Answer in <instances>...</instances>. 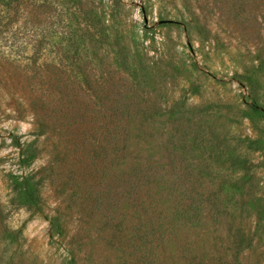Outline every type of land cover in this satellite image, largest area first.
I'll return each instance as SVG.
<instances>
[{"label": "rangeland", "instance_id": "obj_1", "mask_svg": "<svg viewBox=\"0 0 264 264\" xmlns=\"http://www.w3.org/2000/svg\"><path fill=\"white\" fill-rule=\"evenodd\" d=\"M0 264H264V0H0Z\"/></svg>", "mask_w": 264, "mask_h": 264}, {"label": "trees", "instance_id": "obj_2", "mask_svg": "<svg viewBox=\"0 0 264 264\" xmlns=\"http://www.w3.org/2000/svg\"><path fill=\"white\" fill-rule=\"evenodd\" d=\"M218 150H211L210 156L212 157L218 154ZM213 151V152H212ZM181 152V149H176V155L171 160V167H174L173 172L170 174H165L166 172H163L162 168L159 164V160L148 158L146 161V177L148 179L155 178L154 182L158 185L160 189L165 192L166 198L164 200V204L166 205L164 210H162V215L164 218L172 217V221L174 222V225L182 223L185 225H192V226H198L201 225L204 219V215L206 211H209L213 214L218 212V215H223V213H220V208L225 203H214V201H207V200H200L199 206L196 205V200L194 197H188L187 194L191 193V188H185L187 185L186 178L184 177V174H181V176L177 172V163H175L177 154ZM182 153V152H181ZM227 154L229 155V158L227 159V162H230L232 167L229 166V170L233 173L234 168L237 166V161L233 157L235 155L234 150H228ZM217 158V157H216ZM176 164V165H175ZM140 165V164H139ZM145 165V163H144ZM143 165V166H144ZM142 166V165H141ZM189 168H185L184 170H188ZM179 175V176H178ZM186 176V175H185ZM158 178V179H157ZM205 183H201V188L203 187ZM239 186V185H238ZM192 187V186H191ZM183 190V191H182ZM238 191L240 194H242L243 189L241 187L238 188ZM26 194L30 197L29 200L33 196V191L30 189L27 190ZM205 203H208L207 205ZM226 208V206H223ZM219 209V210H218ZM175 211V212H174ZM176 229V227H173L171 230ZM178 229V228H177Z\"/></svg>", "mask_w": 264, "mask_h": 264}]
</instances>
